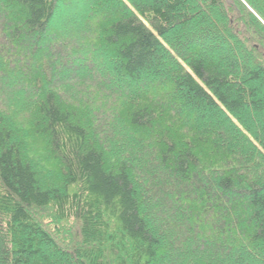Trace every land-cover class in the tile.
Wrapping results in <instances>:
<instances>
[{"label":"trees","instance_id":"obj_1","mask_svg":"<svg viewBox=\"0 0 264 264\" xmlns=\"http://www.w3.org/2000/svg\"><path fill=\"white\" fill-rule=\"evenodd\" d=\"M0 264H264V0H0Z\"/></svg>","mask_w":264,"mask_h":264},{"label":"rangeland","instance_id":"obj_2","mask_svg":"<svg viewBox=\"0 0 264 264\" xmlns=\"http://www.w3.org/2000/svg\"><path fill=\"white\" fill-rule=\"evenodd\" d=\"M81 2L82 1H84V0H80ZM73 12L71 11V10H69V11H64V15H62V17H59L57 20H56V23L57 24H61V22H62V20L63 21H65V19L66 18H69V17H74L73 16ZM73 19H70V20H67V21H72ZM86 33V32H85ZM80 37H84V33L83 34H81L80 35ZM80 37L77 39V40H75V39H73L74 41H75V43H76V41H79L80 40ZM208 40H214V37L212 36V35H208V37L206 38V44H205V46L209 43V41ZM219 53H221L222 54V56L224 55V56H228L229 54H234V51H233V49H232V47H229L228 49H226L225 51H219V50H216V51H214L213 52V54H219ZM74 59L75 58H72V60L74 61ZM63 65L64 66H62V71L63 72H66V71H68V70H71V71H74V72H78V71H80L83 67L82 66H76V65H74L73 63H72V61H70L69 59L68 60H66V62L65 63H63ZM86 65V67L90 70V71H92L94 74H95V76L96 77H98V78H100L101 76H100V74L102 73L101 71H102V65H101V63L99 64V62L97 63L96 62V60H91V61H89V62H87V64H85ZM106 82L108 83V84H115L116 85V81L114 80V78H108V79H106ZM25 88L23 87V86H21V87H16V90H18V91H21V90H24ZM176 242V241H175ZM177 246H179V248H182L183 246L181 245V244H179L178 242H177Z\"/></svg>","mask_w":264,"mask_h":264}]
</instances>
